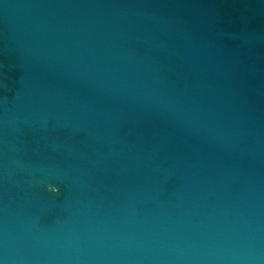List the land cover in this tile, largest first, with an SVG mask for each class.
Returning <instances> with one entry per match:
<instances>
[{"label": "water", "instance_id": "obj_1", "mask_svg": "<svg viewBox=\"0 0 264 264\" xmlns=\"http://www.w3.org/2000/svg\"><path fill=\"white\" fill-rule=\"evenodd\" d=\"M0 264H264V0H0Z\"/></svg>", "mask_w": 264, "mask_h": 264}]
</instances>
